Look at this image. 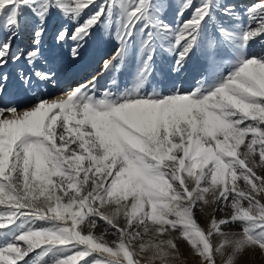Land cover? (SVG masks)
<instances>
[{
  "label": "snow or ice",
  "instance_id": "obj_1",
  "mask_svg": "<svg viewBox=\"0 0 264 264\" xmlns=\"http://www.w3.org/2000/svg\"><path fill=\"white\" fill-rule=\"evenodd\" d=\"M0 206V264H264V0H0Z\"/></svg>",
  "mask_w": 264,
  "mask_h": 264
},
{
  "label": "rangeland",
  "instance_id": "obj_2",
  "mask_svg": "<svg viewBox=\"0 0 264 264\" xmlns=\"http://www.w3.org/2000/svg\"><path fill=\"white\" fill-rule=\"evenodd\" d=\"M193 75H194L193 73H187V74H185L184 77L181 78L182 80L185 81L184 86H188V85H192V84H194ZM128 79H129V77H128V74H127V73H125V74L122 75V77H121L122 82H126ZM102 90H103V89H101V91H102ZM59 94H60L59 92H53V93H52L53 96H57V95H59ZM0 207H2V206H0ZM208 210H209L208 212H211V209H208ZM204 222H205V221H204ZM206 226H207V225H206V222H205V227H206ZM109 238H111V237H109ZM181 248H182V250H183L184 246L181 245Z\"/></svg>",
  "mask_w": 264,
  "mask_h": 264
},
{
  "label": "bare ground",
  "instance_id": "obj_3",
  "mask_svg": "<svg viewBox=\"0 0 264 264\" xmlns=\"http://www.w3.org/2000/svg\"><path fill=\"white\" fill-rule=\"evenodd\" d=\"M209 211V210H208ZM199 222L202 224V225H204L205 226V222H204V220L203 219H200L199 220Z\"/></svg>",
  "mask_w": 264,
  "mask_h": 264
}]
</instances>
